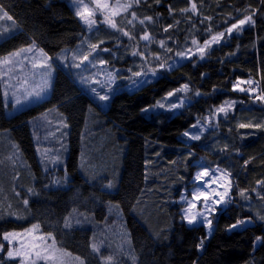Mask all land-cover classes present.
<instances>
[{
	"label": "trees",
	"instance_id": "1",
	"mask_svg": "<svg viewBox=\"0 0 264 264\" xmlns=\"http://www.w3.org/2000/svg\"><path fill=\"white\" fill-rule=\"evenodd\" d=\"M195 2L197 14L180 12L189 7L188 0H160L158 4L141 0L129 13L115 18L119 27L135 35L130 40L103 23L88 31L69 0H0V9L13 18L14 27L8 35H1L0 59L35 42L55 60L85 39L103 40L94 57L108 61L109 70L117 65L146 73L132 77L121 69L114 93L108 101H101L91 95L89 83L77 82L70 67L56 65L50 97L10 116L0 76V133L13 136L23 164L33 173L32 180L28 179L31 194L23 193L29 203L24 208L17 202L13 205L21 214H0V242L4 232L38 223L41 233L51 232L58 247L80 256L85 264H104V253L120 244L130 247L126 254L117 252L121 264H264V184H257L264 181V128L238 127L240 123H264V105L233 90V84L250 79L264 90V0ZM169 6L174 9L172 14ZM238 9H256L255 25L212 46L203 59L193 57L167 67L178 58L177 51L195 48L193 38L200 44L209 38L205 31L209 25L213 32L224 31L247 14ZM131 11L141 19L152 16L153 22L142 26L136 20L130 25ZM168 25L173 27L165 32ZM145 30L151 42L139 39ZM161 40L165 47L160 46ZM133 49L144 56L132 55ZM161 62L165 68L159 67ZM153 68L155 75L149 71ZM129 77L141 83L130 86ZM184 84L189 91L167 96ZM240 86L247 89L250 85ZM181 99L182 107H171ZM231 100L238 103L227 116L213 115ZM49 110H57L67 124L61 152L65 167H56L61 172L60 183H55L58 179L52 168H42L31 127L32 121L43 119ZM197 134L199 140L191 139ZM204 168L211 174L218 173L217 168L226 170L231 180L229 198L216 208L210 235L204 225L190 226L182 219L181 197L192 195L198 186L195 176ZM109 181L111 188L106 187ZM242 189L247 190L244 196ZM66 218L70 227L64 226ZM245 219L252 223L229 227ZM100 240L111 246L94 253L91 245H99ZM201 240L203 245L198 247ZM7 246L4 243L0 251V264H18L7 258Z\"/></svg>",
	"mask_w": 264,
	"mask_h": 264
},
{
	"label": "snow or ice",
	"instance_id": "2",
	"mask_svg": "<svg viewBox=\"0 0 264 264\" xmlns=\"http://www.w3.org/2000/svg\"><path fill=\"white\" fill-rule=\"evenodd\" d=\"M72 3L74 10H75V16L80 19V21L86 26L88 31L93 30V28L97 25L98 21L96 20V14L97 12H101L103 14V21L102 23L106 24L111 29H115L119 31L123 36L128 37L130 40H135L136 37L133 33H130L129 31H125L123 28L119 27L117 24V21L115 17L120 16L122 13H129V11L133 8V5H139L141 3V0H126L125 3H120L119 0H117V3L115 5L110 6L107 2V0H89L88 3H85V0H70ZM189 7L180 9L181 13H187L191 12L193 14L198 13V8L195 0H188ZM155 3H160V0H155ZM89 4H92L93 7H90ZM174 9H172L171 6H169V14H172ZM238 12H243L247 14H243V18L236 19L234 23H231L230 26L226 27L224 31H218L213 32L211 25L207 29H205L206 32L209 33V38L204 39L203 44H200L199 41L195 38L192 39L191 43L192 45L196 46L195 51L193 49L189 48L184 51H177L175 55L180 58H190L193 55H199L201 59L205 57L207 54V51L212 48L213 45L220 44L222 40L225 39L226 36H231L234 32H241L244 30L245 26H254L255 20L254 16L256 15L257 10L251 9V11H248L247 9L244 10H237ZM0 12L3 14L0 15V20L8 19L12 20L13 18L11 16H8L6 12H3L2 9H0ZM131 19L128 20V24H133L134 21L138 20L139 24L144 26L146 22H153L152 16H144L142 19L137 16V13L135 11L130 12ZM231 15V14H229ZM206 20H211V17H205ZM203 23V21H201ZM173 25H168L166 28H164V31L167 32L170 28H172ZM7 31V29H5ZM2 34V33H0ZM140 40L151 42V36L150 34L145 30L143 35L139 37ZM104 43L103 40L99 41L98 43H92L89 44V54L83 55L80 57H77L75 54L73 56L74 60H79L78 63H76L74 66L76 68H80L81 65L85 61H89V56L92 53H96L98 49H100V46ZM159 44L161 47H165V41L161 40L159 41ZM35 47V42L29 47L21 48L15 52L9 53L7 57H4L0 59V63L2 64H9L12 62V59L14 57L21 56L22 53H28L32 52L33 48ZM102 51H110L107 48L101 49ZM169 52L172 51V49H167ZM42 53V63L41 67L45 69L44 73L41 76V81L39 84H37L31 92H27L22 98L18 97L15 100V105H20L22 100H27L29 97L35 96L36 98H40L42 94L48 89L50 86L49 80L51 77V71H52V65L50 63V58L47 56V54L43 53V50H40ZM132 55L136 56L139 55L141 57L144 56V53L142 51H139L138 49H133ZM155 59L159 61V56H156ZM99 63L101 65L107 64L108 61L100 60ZM35 67V65H33ZM160 68H165L166 63L161 62L159 63ZM167 67H171V65H167ZM131 71V69H129ZM155 75L156 69H149ZM142 75H146V73L139 71V72H133L132 77H140ZM132 77H129V80L133 85H136L139 83L137 79H133ZM108 82L111 84L115 80V76L113 73L108 74ZM81 80L85 83L95 82L100 83L98 80H94V77H81ZM24 84L28 83V80L25 79L23 81ZM241 83H247L248 85L256 84L255 87H249V88H243L240 87ZM233 90H238L240 92H244L247 95H249L250 100L254 103L258 102L262 105H264V90L259 89L258 83L252 81L251 79L248 81H238L236 84H233ZM91 91L97 95L98 99L101 101H108L109 95L104 94L100 95L97 92V89L93 87ZM189 91V85L184 84L181 88L175 89L169 93H167L168 97L174 96L177 92H187ZM201 93L197 92L196 95H200ZM13 95L15 96L16 93L14 92ZM4 96H8V92H4ZM238 102L235 100L231 101H225L223 104H221L218 108H216L213 112V115L217 114H224L227 116L229 110L233 109L234 106ZM240 103H243L242 101ZM184 104V100L181 99L179 104H172V108H178L182 107ZM14 105V106H15ZM160 107H164L163 104H159ZM144 111H147L145 109ZM199 123V121L197 122ZM193 127H196V125H193ZM239 128H264V123H240L238 125ZM185 136H190V133L185 131ZM191 139L193 140H199L200 135H191ZM245 163H248L245 161ZM216 171L220 172V180L225 181L221 187H223V191H218L217 189L213 188L211 189V192L207 191H201L200 189H197L192 193V199L188 200V206L183 210V217L182 219L185 220L189 225H192L194 223L201 222V220L205 223L207 228L211 230L212 227V220L209 218V215L212 213H215L216 206L220 205L223 202H226L229 198V193L231 189V181L229 178L230 174L226 170H220L219 168L216 169ZM211 173L207 168H204L201 172H198L195 176V179L197 181H202L205 177L210 176ZM215 182V180L213 181ZM55 183H60L59 180L55 181ZM258 185L264 184V181H257ZM112 182L109 181L106 185L107 188H111ZM29 191H32L31 189ZM247 190H241L240 194L242 196L245 195V192ZM181 199H187V197L182 196ZM203 202V208L200 210H197V202L201 201ZM264 199V197H262ZM28 201L24 200V204L27 205ZM11 205H9V208ZM11 215H17L15 212L10 213ZM22 218V217H18ZM261 219H264V217H261ZM78 222V221H77ZM246 222L250 221H244V220H237L235 224L230 225V228H237ZM65 227H70V222L66 218L65 220ZM40 230V224L34 223L30 228H26L23 230V232H4L3 233V239L9 243V245H12L13 241H23L24 237H28L29 240L27 242H20L19 246L17 247H9L7 251V257L10 259L19 258V264H39V262L43 261L44 264H71V262H78V264H85V260L82 259L80 256H73L72 253L68 252L67 250L60 248L57 246V241L53 234L51 232L47 234H39ZM258 241L261 239L260 237L256 238ZM203 240H201L200 245L198 247H202ZM4 245L0 244V251H3ZM91 249L94 253L100 252V246L96 243H93L91 245ZM104 264H119L118 261L115 260L113 255H109L106 258H103ZM133 260H135V257H133Z\"/></svg>",
	"mask_w": 264,
	"mask_h": 264
},
{
	"label": "rangeland",
	"instance_id": "3",
	"mask_svg": "<svg viewBox=\"0 0 264 264\" xmlns=\"http://www.w3.org/2000/svg\"><path fill=\"white\" fill-rule=\"evenodd\" d=\"M120 1L121 0H119V2ZM88 2H89V0H85V3H88ZM107 2L110 6L115 5L117 3L116 0L115 1L114 0H107ZM69 3L74 10V7H73L72 3L70 2V0H69ZM120 3L122 4L125 2L121 1ZM89 6L93 7L92 4H89ZM3 12H5V11H3ZM74 12H75V10H74ZM2 14L3 13L0 12V15H2ZM95 18H97L96 19L98 21L97 24L102 23L103 14L101 12H97ZM5 29H7V31H5ZM13 29H14L13 21L8 20L6 18L3 20H0V33H2V34L4 33L5 35H8L9 32L13 31ZM2 34H0V38L2 37L1 36ZM228 37H230V36H226L225 38H228ZM89 44H92V41L85 39L81 44H78L75 49L61 52V54H59L55 58V60H52V58L47 55L50 58V63L52 65L51 77L49 80L50 86L42 94V96L40 98H36L35 96L29 97V99H27V100H22L20 105H15L16 98H18V97L22 98L27 92H31L33 90V88L37 84L40 83L41 76L45 71V69H43L41 67V63H42V53L40 51L41 49L35 46L33 48L32 52L22 53L21 56L14 57L12 59V62H10L9 64L0 63V76H1V80H2V93H3V98L5 101L7 115H9V116L14 115L17 112H20V111H22V110H24V109H26L32 105L41 103L42 101H44L50 97V94L52 91V86H53V80H54L55 73H56V65H61L63 68H66V69H68L70 67V69H72L75 72L78 83H80V82L83 83V81L81 80L82 76L85 78L94 77V80H98L100 83L90 82L89 85H91L92 88L95 87L97 89V92L100 95L107 94V95H109V97H111V95L114 93V89L116 87V84H118V81H117L118 72H121L122 71L121 69H125L128 72V75L131 76L132 73L134 72V69L127 68L125 66L114 65V66H111L112 70L110 69L111 70L110 71L109 65H106V64L101 65L99 63V61L95 59V57H94L95 53H92L93 55L91 54L89 56V61H85L81 65L80 68H76L74 65L76 63H78L79 60L73 59L74 54L77 57H80L83 55H88L89 54V47H88ZM29 46H31V45L24 46L21 48H25V47H29ZM21 48H19V49H21ZM19 49H17V50H19ZM17 50H14L13 52H15ZM193 51H195V48H193ZM43 53L46 54L44 51H43ZM8 55L9 54L5 55L4 57H7ZM193 57H199V55L198 54L193 55L190 58H180V57L176 58L170 64L171 65L170 69L174 68L176 66H179L183 62H185V61H187ZM33 65H35V67ZM129 69H131V71H129ZM109 73H113L115 76V80L111 84H109L108 78H107ZM25 79L28 80L27 84L23 83V81ZM138 81H139L138 84H140L141 80H138ZM242 82H244V81H242ZM131 85H133V84L131 83L130 86ZM5 91L8 92L7 97L4 96ZM89 91H90L91 95L95 98V100H99L97 95L94 94L91 91V89H89ZM14 92L16 93L15 96L13 95ZM44 115H45V117H43V119L40 118V119H37V121L31 122V127L34 130L33 139H34V141H36V144L38 145V146H36V151H37V154L39 156L40 163H42V168H44V170H48V169L52 168V170H54V173H53L54 176L53 177L60 180L61 179V177H60L61 172L58 171L57 168H59V167L64 168L65 167V160L63 162V158H65V156L63 157V154L61 152L64 151V148H65L64 147L65 135L63 133V131H64L63 129L66 127L67 124L64 121V119L61 118L63 116L57 110L46 111ZM218 115L224 116V114H222V113L218 114ZM198 128L201 131L204 130V127H202L200 125ZM58 143H59V145L57 146ZM50 144H55L56 146L52 147ZM0 158H1V160H0V214H10L12 212H15L16 214H21V213H18V212H20V208L17 206L13 207V205H15V202H17V204L20 203L22 208H24V206H25L24 200H27L29 203V199L26 196H23V193L31 194V191H29L31 186H28V179L32 180V174L33 173H31L32 171H31V169L28 168L27 163L23 164L21 151H20V148H19L17 141H15L13 136L11 137L9 135V133H7V132L0 133ZM51 162H53L54 166H52ZM24 168H26V170H24ZM46 168H48V169H46ZM27 169H29V170H27ZM201 171L202 170H200L198 172H201ZM219 177H220V172L215 173V174H211L210 176L205 177L202 181H197L195 179L198 186L193 190V192L196 191L197 189H200L201 191L211 192V189H213V188L217 189L218 191H223V187H221V185H223L225 183V181L220 180ZM23 179H25V180L27 179L26 180L27 183H23L24 182ZM228 179H230V177ZM214 180H215V182H213ZM183 196L187 197L186 200L181 199V202L184 203V208H183V210H184L188 206L187 201L192 199V195L189 197L186 194H183ZM224 203L225 202L221 203L220 205H222ZM9 204L12 207L9 208L8 207ZM220 205H217L216 208ZM201 208H203L202 199H201V201L197 202V210H200ZM182 214H183V211H182ZM213 215H214V213L209 215V218L212 220L211 230H209L207 228V226L205 225V223L202 220H201V222L194 223L192 225H198V224L204 225L206 227L208 235H210L212 233V229H213ZM244 221H250V222H246L245 224H243L241 226H245V225L252 223L250 219H245ZM241 226H239L237 228H240ZM30 227H28V228H30ZM23 230H12V231L23 232ZM12 231H9V232H12ZM106 233H107V237L108 236L110 237L109 231L108 232L106 231ZM39 234H45V233H41L39 231V233H37V235H39ZM2 240L3 241H1L0 244L4 245V243H7L8 244L7 251H8L9 247H17V246H19L20 242H27L29 240V238L24 237L23 241H13L12 245H9V243L3 239V236H2ZM99 245H100V247L111 246L110 244L108 245L107 243L102 242L101 240L99 241ZM114 247L115 248H113L111 246L110 250L108 252H105L104 254L106 255V257H108L109 255H113L115 260L121 264V262H123V261L119 260L120 259V256H119L120 253L117 254V252L120 251V252H123L122 254H126L125 250L130 251V247L128 245L123 246V244H120V245L114 246ZM6 256H7V253H6ZM73 256H75V255H73ZM15 260H18V264H19V258H15ZM42 262L43 261H41L39 263H42ZM71 264H78V262H71Z\"/></svg>",
	"mask_w": 264,
	"mask_h": 264
},
{
	"label": "built area",
	"instance_id": "4",
	"mask_svg": "<svg viewBox=\"0 0 264 264\" xmlns=\"http://www.w3.org/2000/svg\"><path fill=\"white\" fill-rule=\"evenodd\" d=\"M249 87H253V86H252V85H250ZM249 87H248V88H249Z\"/></svg>",
	"mask_w": 264,
	"mask_h": 264
}]
</instances>
